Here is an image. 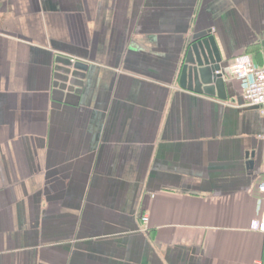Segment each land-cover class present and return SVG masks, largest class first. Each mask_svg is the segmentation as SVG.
<instances>
[{
    "label": "crops",
    "instance_id": "1",
    "mask_svg": "<svg viewBox=\"0 0 264 264\" xmlns=\"http://www.w3.org/2000/svg\"><path fill=\"white\" fill-rule=\"evenodd\" d=\"M207 34L224 97L180 84ZM263 43L264 0H0V264L263 259Z\"/></svg>",
    "mask_w": 264,
    "mask_h": 264
},
{
    "label": "water",
    "instance_id": "2",
    "mask_svg": "<svg viewBox=\"0 0 264 264\" xmlns=\"http://www.w3.org/2000/svg\"><path fill=\"white\" fill-rule=\"evenodd\" d=\"M264 44V43H263ZM226 67L214 35L196 37L187 51L180 84L199 93L224 97Z\"/></svg>",
    "mask_w": 264,
    "mask_h": 264
},
{
    "label": "built area",
    "instance_id": "3",
    "mask_svg": "<svg viewBox=\"0 0 264 264\" xmlns=\"http://www.w3.org/2000/svg\"><path fill=\"white\" fill-rule=\"evenodd\" d=\"M232 77L240 82L243 97L249 105L257 106L264 115V62L258 64L248 53H242L235 57L230 65ZM262 196L258 199L257 218L253 227L264 232V181L258 184ZM142 223L147 226L149 215H142ZM255 264H264V258Z\"/></svg>",
    "mask_w": 264,
    "mask_h": 264
}]
</instances>
